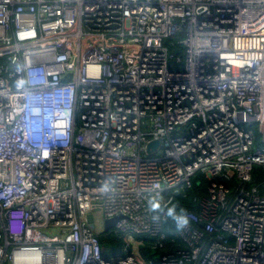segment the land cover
Masks as SVG:
<instances>
[{
    "label": "built area",
    "instance_id": "obj_1",
    "mask_svg": "<svg viewBox=\"0 0 264 264\" xmlns=\"http://www.w3.org/2000/svg\"><path fill=\"white\" fill-rule=\"evenodd\" d=\"M146 240L264 264V0H0V264H153Z\"/></svg>",
    "mask_w": 264,
    "mask_h": 264
},
{
    "label": "trees",
    "instance_id": "obj_2",
    "mask_svg": "<svg viewBox=\"0 0 264 264\" xmlns=\"http://www.w3.org/2000/svg\"><path fill=\"white\" fill-rule=\"evenodd\" d=\"M253 174H257L258 177H261V173H260V169H259V167H257V166L254 167V172H253ZM192 192L195 193L196 190L192 189ZM184 209H185V207H181V206L176 207V206H175V207H172V208L169 210V212H168V219H167V221H165L164 226H163V229H164L165 231H169V230H171V229L174 228V223H175V219H176V217H177L179 214H181V212H182ZM99 239H100L101 244L103 245L104 253H105L106 255L109 254V252L106 251V249H108V247H109L110 245H112L113 243L119 244V240L114 239V238L112 239L111 237H105V235H101V236L99 237ZM149 241H150V240H146V241H145V244H144L143 246H141V248H140L141 253H142V255H143L147 260H152V261H153V264H158V262H157V257H156V255H155V252H156V251H155V250H150V248H149Z\"/></svg>",
    "mask_w": 264,
    "mask_h": 264
},
{
    "label": "rangeland",
    "instance_id": "obj_3",
    "mask_svg": "<svg viewBox=\"0 0 264 264\" xmlns=\"http://www.w3.org/2000/svg\"><path fill=\"white\" fill-rule=\"evenodd\" d=\"M93 219H94V231L95 232H101L102 231V235L103 234H108L107 231H104L103 228H104V225H103V221H104V216L103 214L99 211V210H94L93 211ZM106 237V236H105ZM161 250H157L155 252V255L157 257L160 256L161 254Z\"/></svg>",
    "mask_w": 264,
    "mask_h": 264
},
{
    "label": "water",
    "instance_id": "obj_4",
    "mask_svg": "<svg viewBox=\"0 0 264 264\" xmlns=\"http://www.w3.org/2000/svg\"><path fill=\"white\" fill-rule=\"evenodd\" d=\"M172 41H173L175 44H177V43H178V38H177V37H174V38L172 39ZM172 52L176 54V53H180L181 50H180L179 47H176V48H174V49L172 50ZM120 217H121V216L118 215V216H115V217H112V218H105L104 221H103V225H104L103 230H104V231H108V230L112 229V228L114 227L116 221H117Z\"/></svg>",
    "mask_w": 264,
    "mask_h": 264
},
{
    "label": "clouds",
    "instance_id": "obj_5",
    "mask_svg": "<svg viewBox=\"0 0 264 264\" xmlns=\"http://www.w3.org/2000/svg\"><path fill=\"white\" fill-rule=\"evenodd\" d=\"M186 223H187V220L184 219V220H182V221L180 222V226H182L183 224H186Z\"/></svg>",
    "mask_w": 264,
    "mask_h": 264
}]
</instances>
